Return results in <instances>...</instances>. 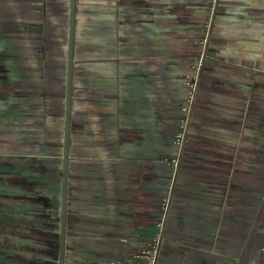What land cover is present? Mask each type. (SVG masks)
Returning <instances> with one entry per match:
<instances>
[{
    "label": "crops",
    "instance_id": "crops-1",
    "mask_svg": "<svg viewBox=\"0 0 264 264\" xmlns=\"http://www.w3.org/2000/svg\"><path fill=\"white\" fill-rule=\"evenodd\" d=\"M210 1L77 0L65 264L144 248L171 180L159 264H264V0H218L204 72L223 98L194 106L176 169L129 140L146 8L179 53ZM69 29L70 0H0V264H59Z\"/></svg>",
    "mask_w": 264,
    "mask_h": 264
},
{
    "label": "rangeland",
    "instance_id": "rangeland-1",
    "mask_svg": "<svg viewBox=\"0 0 264 264\" xmlns=\"http://www.w3.org/2000/svg\"><path fill=\"white\" fill-rule=\"evenodd\" d=\"M149 2L150 0H146V4ZM148 17L149 10L146 8L145 74L142 73V63L135 62L134 119L129 123V128H133L134 134L129 136V140L133 141L136 152L148 153L150 161L161 159L160 162L168 164L173 157L171 153L179 151L174 140L182 129V120L187 119L182 108L190 94L189 84L194 80L195 71L192 68L196 61L194 56L197 58L201 48L195 42L184 43L176 39L180 43L179 53H176L170 40L158 38L160 33L149 27ZM208 59L209 57L204 60L197 82L194 105L187 123L180 158L191 143L192 134H197L196 132L199 131L194 106L200 104L201 99L210 101L223 98L222 91H214V87L210 85L211 82L219 83L218 79L209 78L207 72H204L209 65ZM112 76L117 75L112 73ZM111 109L114 110L113 105ZM110 115L113 116V112ZM122 130L126 134V128ZM120 131L118 122L113 121V118L110 120L104 117V134H120ZM137 156L138 154L136 159ZM162 213L159 206V218ZM164 243H166L165 238L163 246Z\"/></svg>",
    "mask_w": 264,
    "mask_h": 264
},
{
    "label": "built area",
    "instance_id": "built-area-1",
    "mask_svg": "<svg viewBox=\"0 0 264 264\" xmlns=\"http://www.w3.org/2000/svg\"><path fill=\"white\" fill-rule=\"evenodd\" d=\"M217 4H218V0L210 1V4L207 7L206 17L203 22V34L197 37L196 39H194V42L200 45L201 50L196 58L194 65L192 66V68L195 71L194 80L191 81L189 84L190 94L187 96L186 100L184 101L182 108L184 113L187 115V119L186 121L185 119L182 120L183 121L181 126L182 129L178 134H176L174 140V143L179 150L177 156L172 158L171 160V163L174 164L175 169L179 164L181 149L183 147L185 140L187 123L190 118L194 105V99L197 90V82L199 79V75L201 73L204 60L209 57L208 43L210 41ZM173 174H175V171ZM169 183H170V189L166 193V195L162 198L161 201V209L163 213L157 222L155 233L148 238L145 247L135 251L131 257L115 258L110 262V264H159L161 250L164 241V226L170 206V199H171L170 192H171L172 180ZM238 262L239 260H237L236 263H232V264H238Z\"/></svg>",
    "mask_w": 264,
    "mask_h": 264
},
{
    "label": "water",
    "instance_id": "water-1",
    "mask_svg": "<svg viewBox=\"0 0 264 264\" xmlns=\"http://www.w3.org/2000/svg\"><path fill=\"white\" fill-rule=\"evenodd\" d=\"M76 16H77V0H70L69 57H68V75H67V93H66L67 96H66V114H65V141H64V154H63L62 201H61V216H60L61 225H60L59 264H65V252H66Z\"/></svg>",
    "mask_w": 264,
    "mask_h": 264
}]
</instances>
